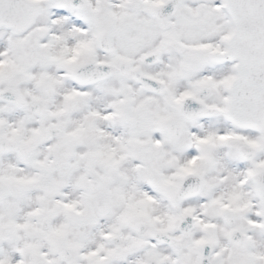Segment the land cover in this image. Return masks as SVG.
<instances>
[{"label": "snow or ice", "instance_id": "1", "mask_svg": "<svg viewBox=\"0 0 264 264\" xmlns=\"http://www.w3.org/2000/svg\"><path fill=\"white\" fill-rule=\"evenodd\" d=\"M0 264H264V0H0Z\"/></svg>", "mask_w": 264, "mask_h": 264}]
</instances>
